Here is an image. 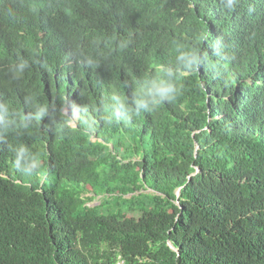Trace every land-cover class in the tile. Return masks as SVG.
<instances>
[{"label":"trees","instance_id":"16d2710c","mask_svg":"<svg viewBox=\"0 0 264 264\" xmlns=\"http://www.w3.org/2000/svg\"><path fill=\"white\" fill-rule=\"evenodd\" d=\"M226 3L0 0V100L18 110L29 93L57 105L130 96L125 83L175 67L177 48L204 62L174 103L129 126L97 113L90 134L61 137L47 120L9 133L0 264H264V0ZM88 56L99 66H83ZM21 57L39 62L14 79ZM21 142L40 156L44 182L13 168L10 146ZM89 193L100 205L87 206ZM110 199L124 209L101 213Z\"/></svg>","mask_w":264,"mask_h":264},{"label":"clouds","instance_id":"9594fccd","mask_svg":"<svg viewBox=\"0 0 264 264\" xmlns=\"http://www.w3.org/2000/svg\"><path fill=\"white\" fill-rule=\"evenodd\" d=\"M235 0H227L226 8L232 9ZM111 40L117 41L115 36ZM97 43H100L97 41ZM118 47L127 48L130 39H119ZM39 61L33 59L31 62L23 57L10 65L9 71L14 79H19L31 68L32 63ZM83 66L95 68L99 66L98 58L88 56L80 61ZM204 63L196 50L184 51L176 49L175 67L170 63L162 64L158 73L145 76L134 82L129 96L118 92H112L104 96L98 105L90 103H78L75 100L63 98L59 105L55 101L41 102L36 93L24 96V104L27 111L16 109L10 103L0 100V143H6L9 133L19 134L27 131L32 126H40L47 120L46 127L54 134L63 137L76 131L90 134L94 131L97 116L107 125L129 126L133 118L142 113H151L164 104L174 103L182 95V82L185 73H196L201 64ZM207 70V64H205ZM12 153V166L22 176L36 178L44 182L47 178L42 170L40 156L33 152L26 143H18L10 146Z\"/></svg>","mask_w":264,"mask_h":264},{"label":"rangeland","instance_id":"374dc122","mask_svg":"<svg viewBox=\"0 0 264 264\" xmlns=\"http://www.w3.org/2000/svg\"><path fill=\"white\" fill-rule=\"evenodd\" d=\"M111 149L113 150V147L112 145H110ZM134 160H137L136 158H134ZM149 194L147 196H152L151 194H153L154 192H152L151 190L149 189H144L140 192V194ZM139 194V193H138ZM103 196H95L93 193L92 194H86L83 198H93L92 201H89L87 206L89 207H95V206H98L100 205V202H101V199H102ZM132 197V195H128V196H124V198H127V199H130ZM139 201L140 200H135L134 203H133V207H136L138 208L139 206ZM117 207H120L121 209H124V205L123 204H119L118 206H116V202L114 201V199H110L109 202L107 203V205H105L104 209L101 210V213H114L115 212V209ZM138 216H140V213L139 212H134V214H132V216L130 215V217L132 218H137Z\"/></svg>","mask_w":264,"mask_h":264},{"label":"water","instance_id":"95a60500","mask_svg":"<svg viewBox=\"0 0 264 264\" xmlns=\"http://www.w3.org/2000/svg\"><path fill=\"white\" fill-rule=\"evenodd\" d=\"M179 195H180V189L177 191V194H176L177 198H179Z\"/></svg>","mask_w":264,"mask_h":264}]
</instances>
